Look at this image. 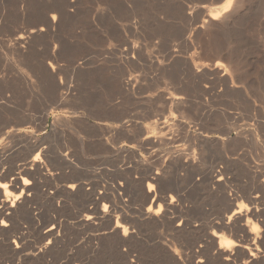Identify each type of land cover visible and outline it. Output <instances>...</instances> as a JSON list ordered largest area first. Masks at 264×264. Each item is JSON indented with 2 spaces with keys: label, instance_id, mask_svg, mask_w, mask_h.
<instances>
[{
  "label": "rangeland",
  "instance_id": "374dc122",
  "mask_svg": "<svg viewBox=\"0 0 264 264\" xmlns=\"http://www.w3.org/2000/svg\"><path fill=\"white\" fill-rule=\"evenodd\" d=\"M226 5L223 19L211 23V12ZM3 131L11 137L0 147V166L19 177L33 143L46 151L29 206L14 216L12 231L23 232L25 249L8 255L0 232V264H178L174 259L199 245L210 220L228 209L200 175L190 176L188 164L195 173L223 167L233 185L264 166V0H0ZM65 152L72 168L63 172ZM155 172L163 178L157 193L183 198L176 215L164 206L158 217L169 211L202 233L171 238V228L147 213L144 176ZM72 174L83 182L75 195L66 187ZM245 197L233 209L248 204ZM256 218L250 225L264 229V217ZM52 221L61 224L63 240L42 256V232ZM235 234L225 238L238 243ZM248 255L240 249L235 261L246 264Z\"/></svg>",
  "mask_w": 264,
  "mask_h": 264
},
{
  "label": "bare ground",
  "instance_id": "6f19581e",
  "mask_svg": "<svg viewBox=\"0 0 264 264\" xmlns=\"http://www.w3.org/2000/svg\"><path fill=\"white\" fill-rule=\"evenodd\" d=\"M239 1V0H238ZM227 8L228 6H222L220 8H216L214 9V11L211 12V15H210V19L209 21L211 23H214L218 20H220L222 17H224V14L225 12L227 11ZM52 10V9H51ZM46 16V14H45ZM47 17V16H46ZM218 17V18H217ZM49 18V17H48ZM59 19V18H58ZM223 19V18H222ZM227 19V18H226ZM44 20V19H43ZM52 22H55L56 19H51ZM208 21V20H207ZM223 21V20H222ZM44 23V22H43ZM215 25V24H214ZM213 25V26H214ZM218 27V26H217ZM44 31V28L41 27V28H36V29H32L30 31H28V34L25 35V34H20L18 37H17V43H26L27 39H29V37H32V35H36V34H40ZM23 38V39H21ZM181 97L180 96H173L172 97V100L173 101H180ZM183 102V101H182ZM171 127V126H170ZM11 133L9 131H3V132H0V141H2V143H0V147L1 146H4L3 143H6L4 142V140H6L7 138H10L11 136ZM177 137V135H176ZM175 138V136H174ZM158 139V138H157ZM174 140V139H173ZM172 140V141H173ZM176 140V138H175ZM8 141V139H7ZM163 141V140H162ZM180 141V140H179ZM147 142V141H146ZM176 142V141H175ZM178 142V140H177ZM157 143H159L157 141ZM156 143V144H157ZM201 145V144H200ZM6 147V145H5ZM7 149V148H6ZM175 150V149H174ZM46 151V150H45ZM45 151H42L41 149V145L38 144V143H33V146H32V150H31V154H29L27 157H25L22 161H23V168H22V177H19V173H16L15 171L16 170H13V169H9V168H6L4 169V167L2 168L0 166V172L4 173V177L5 178H8V177H12V176H15L16 177V181H11V180H8L9 183H12L14 185V187L12 188V191H14L16 194H19L20 191H24L25 192V195L21 198L20 201H18L16 203V206L13 207L11 201H5L4 197H3V194L2 192H0V204H3L4 206L2 208H0V219H3V220H6L7 221V227H5L4 225L0 224V232H2L4 235H5V239L6 241L8 242V250L10 251L8 253V255L10 253H12V255L14 254H18L19 252L22 251L23 247H24V241H23V232H14V230L12 231V227L14 226V216L16 214H18V212L24 208V207H27L29 206L28 203L31 201L30 199V196L33 192V190H36L35 186H34V182H35V175H42L43 174V171H44V168H45V164L43 163L42 159L41 161H36L34 159L35 155L39 152L40 154H44ZM177 152V151H176ZM231 153V152H230ZM177 154V153H176ZM181 154V153H180ZM180 157V156H179ZM182 157V156H181ZM180 157V158H181ZM187 158V156H186ZM193 159V158H192ZM60 160H61V164H62V170L63 172L65 171L66 168L70 169L72 168V161L69 159V152H65V153H62L60 155ZM185 160V159H184ZM187 160V159H186ZM191 160V159H190ZM194 161V159H193ZM190 161H188L189 163ZM71 164V165H70ZM257 166V164H256ZM182 167V166H181ZM180 166L178 168H181ZM213 167V166H212ZM210 167L211 169L209 171H204V172H201V171H197V173H195L196 170H193L192 168H195L192 164H188L187 166V170L188 172L190 171V176H194V175H200L201 177L199 178V180L201 181L200 183H206L210 189L216 194V195H222V199L224 198L226 201V203L228 202V209L226 210V214H223L221 216H216L217 218H214L213 220L211 219L210 220V225H209V230L205 229L202 230L203 228H201L200 225H194L192 223H190L191 219L190 220H186L184 218H178V217H173V213L171 214V217H168V212L166 214V212L164 213V215H167L166 216H163L162 219L158 217V215L156 214V210L160 207V205H164L166 209H174V212L175 213V209H177V203H175L176 201H178V199H181L182 196L181 194L178 192V194L176 193V196H175V201L174 202H169L171 200V197L172 195H166L165 192H155V194L152 196V191H149L148 190V185L149 184H155L156 186L157 185H161L162 181H163V178H162V175L160 172H155V174H151L149 177L147 176H144L146 177V182H147V188L146 190L144 191V197H145V200H151L150 202V205H148L149 207L147 208V213L148 214H151L154 212L155 215H157V217H155V223H161V224H165L168 225L166 227H170L172 231V233L170 234V237L171 238H174V236H178V235H190V234H199V233H202V231H204V233H202L201 235V238H200V243L199 245L198 244H190L188 247V251L186 249V251L183 252V257L181 260H178L177 258L174 259V261H176V263L178 264H207L208 262L210 263H218V264H238L236 261H235V254H237L239 252L240 249H243L244 251H246V253L248 252V260H246L247 262H245L246 264H264V256L262 254H260V247H259V244L261 243V235L259 232H252L250 231V229L253 227L252 225H250L247 220L248 218L250 217H257L259 215V213L256 212V209H258L257 207L254 208L253 206L255 205H259V203L262 201L263 202V197H264V166L261 167H258L257 169L255 170H246V174H245V179L238 183L237 185H233L232 183H234V175H229L227 173V169L223 168V167ZM15 168V167H14ZM183 168V167H182ZM190 168V170H189ZM256 168V167H255ZM20 170V169H19ZM193 170V171H192ZM67 171V170H66ZM149 171H152V170H149ZM183 171V170H182ZM185 171V170H184ZM163 172V171H162ZM181 172V171H180ZM233 172V171H232ZM68 173L69 172H65ZM76 173V172H75ZM70 174V173H69ZM74 174V172H73ZM72 174V175H73ZM64 175V174H63ZM29 177L33 183L32 185H25L23 184L22 182V178L23 177ZM65 176V175H64ZM166 176V175H165ZM172 176V175H171ZM189 176V174H188ZM220 176H223L224 177V180H220L219 177ZM68 177V176H67ZM66 177V178H67ZM181 177V176H180ZM69 179V185L66 186L72 195H75L77 194L78 191L81 190L82 192V188H83V182H80L78 177L73 175V176H70ZM145 179V178H144ZM194 179V178H193ZM247 179V180H246ZM141 180V179H140ZM177 180V179H176ZM184 180V179H183ZM182 180V181H183ZM196 180V179H195ZM143 181V180H142ZM175 181V180H174ZM187 181V180H186ZM194 181V180H192ZM179 182V180L177 181ZM195 182V181H194ZM199 182V181H198ZM197 182V183H198ZM182 183V182H181ZM236 183V182H235ZM234 183V184H235ZM76 185V188H72L70 187L71 185ZM176 184V183H175ZM175 184H173V186L175 187ZM183 185V184H182ZM199 185L200 187V184H197ZM138 186V184H137ZM140 186V184H139ZM178 186L180 187L179 183H178ZM184 186V185H183ZM196 186V185H195ZM194 186V187H195ZM141 187V186H140ZM197 187V186H196ZM143 188V187H142ZM173 188V187H172ZM171 188V189H172ZM181 188V187H180ZM178 188V189H180ZM205 188V187H204ZM207 188V187H206ZM243 188H246L244 189L243 192L240 191V189H243ZM140 189V188H139ZM176 189H177V186H176ZM226 189H229L231 190V192H233V195H235L234 198H229L227 196V192H226ZM173 190V189H172ZM184 191L185 189H181V191ZM210 190V191H211ZM31 193L30 195L28 193ZM84 192V191H83ZM87 192V191H85ZM175 192V191H174ZM209 192V191H208ZM242 194H241V193ZM143 193V192H142ZM213 193V194H214ZM84 194V193H83ZM174 194V193H173ZM103 195V194H102ZM143 195V194H142ZM220 195V196H221ZM68 196V195H67ZM84 196H87V195H84ZM93 196V195H92ZM183 196H184V192H183ZM219 196V197H220ZM246 196V197H245ZM91 198V196H89ZM101 197V196H100ZM233 197V196H232ZM247 198L246 200L249 201L248 202V205L250 206V204L252 205V212H248V211H245L243 213L242 216H233L232 215V212L235 211L236 209H233L234 207V202L241 199V198ZM74 198V196H73ZM76 198V197H75ZM104 198V197H103ZM99 199V198H98ZM183 199V198H182ZM186 199V198H185ZM220 199V198H219ZM89 200V199H88ZM97 200V199H96ZM95 200V201H96ZM181 201V200H180ZM222 201V200H221ZM89 202V201H88ZM261 202V203H262ZM92 203V202H91ZM245 203V201H244ZM250 203V204H249ZM264 203V202H263ZM31 204V203H30ZM99 204V203H97ZM183 204V203H182ZM236 205V204H235ZM180 206V205H178ZM152 208L153 210L150 212L148 209L149 208ZM182 207V206H181ZM185 207V206H184ZM182 207V208H184ZM264 206H262V208L259 207L260 211L261 212H264ZM29 208V207H28ZM96 208V207H95ZM164 208V209H165ZM227 208V207H225ZM180 209V207H179ZM89 210V209H88ZM185 210V209H184ZM183 210V212H184ZM223 210V209H222ZM221 210V211H222ZM232 210V212L229 214L228 211ZM26 211V209H25ZM114 211V210H113ZM180 211H182L180 209ZM179 211V212H180ZM220 211V210H219ZM178 212V210H177ZM223 212V211H222ZM26 213V212H24ZM122 213V212H121ZM124 213V212H123ZM225 213V211H224ZM227 213L229 214L228 216ZM21 214V213H20ZM217 214V213H215ZM220 214V213H219ZM176 215V213H175ZM17 216V215H16ZM21 216V215H20ZM86 216V220H88V223L90 221V219H88V217H92V211L89 210L87 212V214L85 215ZM84 216V217H85ZM161 216H162V213H161ZM184 216V214H183ZM19 217V215H18ZM78 217V216H77ZM154 217V216H153ZM264 217V216H263ZM23 218V217H22ZM125 218V217H124ZM152 218V216H151ZM192 218V217H191ZM212 218V217H211ZM84 219V218H83ZM94 219V218H92ZM137 219V218H136ZM189 219V218H188ZM246 219V222L245 224H241V221ZM257 219V218H256ZM149 220V219H148ZM193 220V219H192ZM264 220V219H263ZM17 221V220H16ZM15 221V222H16ZM21 221V220H20ZM122 221V220H121ZM139 221V219H138ZM141 221V220H140ZM181 221H183V224H181ZM190 221V222H189ZM198 221V220H197ZM208 221V220H207ZM245 221V220H244ZM86 222V221H85ZM199 222V221H198ZM206 222V221H205ZM256 222V221H254ZM146 223V222H145ZM153 223V221H152ZM256 223H259L256 222ZM18 224V223H17ZM20 224V223H19ZM18 224V225H19ZM79 224V223H78ZM255 224V223H254ZM55 225V227H54ZM207 225V224H206ZM263 225V224H262ZM158 226V224H157ZM162 226V225H161ZM160 226V227H161ZM205 226V225H203ZM255 226V225H254ZM42 227V226H41ZM20 229H23L21 227H19ZM60 228H61V224L60 223H57V222H51V224L47 225L44 227V232L43 233V237H44V240H47V242L45 243V245L43 246V249L41 250V253H46L47 251H49L51 248H53V246L57 243H61L62 242V238H63V235L60 231ZM163 228V227H162ZM262 228V226H261ZM15 229V228H14ZM19 229V230H20ZM167 229V228H165ZM18 230V229H17ZM26 230V229H25ZM42 230V228H41ZM119 230V228H118ZM132 230V229H131ZM40 231V229H39ZM120 231H121V228H120ZM169 231V230H168ZM169 231V232H170ZM235 231L236 234L233 232ZM122 232V231H121ZM168 232V233H169ZM228 232H230L231 234H235V235H239L241 237V240H239L238 245H247L248 247H233L231 250H228V249H222L220 248V244L221 243H225L228 238L226 239L225 238V234H227ZM1 233V234H2ZM133 233V232H132ZM214 233H217L218 235H214ZM221 233V234H220ZM238 233V234H237ZM39 234V232H38ZM111 234V233H110ZM114 235V234H113ZM230 235V234H229ZM234 235V236H235ZM264 235V234H263ZM119 236V234H118ZM127 236V235H125ZM181 236V237H183ZM238 236V237H239ZM131 237V236H130ZM175 237V238H176ZM179 237V236H178ZM177 237V238H178ZM180 237V238H181ZM186 237V236H184ZM188 237V236H187ZM194 237V236H193ZM197 237V236H196ZM221 238L220 243L217 242V239L218 238ZM233 236L231 235V238ZM111 238V237H110ZM114 238V237H113ZM119 238V237H118ZM164 238V237H163ZM176 238V239H177ZM230 238V239H231ZM235 239H237L236 237H234ZM25 239V237H24ZM129 239V237H128ZM199 239V237H198ZM126 239H119L118 241L120 242H123L125 241ZM233 240V239H232ZM5 241V242H6ZM48 241H52L51 244L48 243ZM127 241V240H126ZM188 242V240H186ZM185 241V243H187ZM191 241V240H190ZM253 241H256V244H253ZM19 243L21 246L20 247H17L16 246V243ZM196 242V240H195ZM114 243V242H113ZM124 243V242H123ZM170 245H172L171 241L169 242ZM184 243V242H183ZM191 243V242H190ZM198 243V242H197ZM217 243L219 244V246H217ZM116 244V243H115ZM114 244V245H115ZM119 244V243H118ZM179 245H181V242L178 243ZM117 245V244H116ZM125 245V244H123ZM26 248H27V244L25 245ZM57 246V245H56ZM159 246H161L162 248L166 249V250H170V246L169 245H166V244H162V243H159ZM187 246V245H186ZM260 246H263L264 247V242L262 243V245ZM115 248H117L116 246H114ZM55 248V247H54ZM182 248H183V244H182ZM185 248V247H184ZM235 248V249H234ZM3 249V248H2ZM25 249V247H24ZM249 249H251V251H256L257 252V255H258V259L257 258H252L250 256V253H249ZM1 250V248H0ZM5 251V250H4ZM183 251V250H182ZM125 252V251H124ZM126 252H129V251H126ZM6 253V252H5ZM22 253V252H21ZM180 253V251H179ZM245 253V252H244ZM121 254V253H120ZM243 254V253H242ZM1 255V254H0ZM8 255H7V259H8ZM39 255V254H38ZM47 255V254H46ZM231 256V259L230 260H226L225 259V256ZM19 256V254H18ZM43 256V254H42ZM40 256V257H42ZM2 257V256H1ZM46 257V256H44ZM239 257V256H237ZM242 257V256H241ZM246 257V256H245ZM128 258V257H127ZM243 258V257H242ZM242 258H241V261H242ZM45 259V258H44ZM240 260V259H239ZM77 261H80V260H77ZM242 264V263H241ZM244 264V263H243Z\"/></svg>",
  "mask_w": 264,
  "mask_h": 264
},
{
  "label": "snow or ice",
  "instance_id": "6c2138e0",
  "mask_svg": "<svg viewBox=\"0 0 264 264\" xmlns=\"http://www.w3.org/2000/svg\"><path fill=\"white\" fill-rule=\"evenodd\" d=\"M243 2H244V0H240V6L243 5ZM57 18L58 17H56V16L52 17V19H57ZM21 39H23V38H21ZM0 143H2V141H0ZM34 159L36 161H38V162L41 161V159H42L41 154L38 152L35 155ZM219 179L222 181V180H224V177L220 176ZM8 180L16 181V177L12 176V177L5 178L2 174H0V192H2L5 201H11L13 207H15L16 203L18 201H20L21 198L25 195V192L24 191H20L19 194H16L14 191H12V188L14 187V185L12 183H9ZM22 182L25 185H32V183H33V181L30 178H28L27 176L22 178ZM70 187L76 188V185L73 184ZM148 190L155 193L157 191V186L155 184H149L148 185ZM28 194L30 195L31 193L29 192ZM175 199H176L175 196H172L171 200L169 202H174ZM242 204H243L242 207L237 206L236 210L232 212L233 216H242L243 213L246 210L248 212H252V208H249L247 203H243L242 202ZM3 206H4L3 204H0V208H2ZM163 208H164V205H160V207L156 210V214L159 215L163 211ZM104 210L105 211L109 210V205L108 204L104 205ZM148 210L151 212L153 209L150 207ZM256 212L259 213V215L257 216V219L260 220V217L264 216V212H261L260 209H256ZM88 219L91 220L92 217H88ZM247 222L249 224H253V221H252V219L250 217L248 218ZM260 223L264 224V220H260ZM0 224L4 225L5 227L8 226L7 225V221L3 220V219H0ZM181 224H183V221H181ZM54 227H55V225H54ZM120 227L123 229V232H124L125 235H129V229L124 228V226L122 224L120 225ZM250 231H252V232H264V229H262L260 227V225L257 224L255 226H253L250 229ZM214 235H218V234L214 233ZM261 240L264 241V235L261 236ZM14 243H16V242H14ZM48 243L51 244L52 241H48ZM253 244H256V241H253ZM16 246L20 247L21 245L19 243H16ZM233 247H237L238 248V247H248V246L247 245H238L233 240H227L225 243H221L220 244V248H222V249L231 250ZM260 251H261V254H264V249H261ZM249 253H250V256L252 258H257V259L259 258L256 251H251V249H249ZM225 259L226 260H230L231 256L230 255L229 256H225Z\"/></svg>",
  "mask_w": 264,
  "mask_h": 264
}]
</instances>
